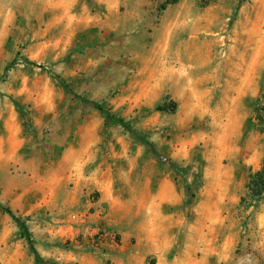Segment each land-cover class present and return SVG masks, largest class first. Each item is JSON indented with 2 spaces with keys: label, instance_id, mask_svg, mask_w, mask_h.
Here are the masks:
<instances>
[{
  "label": "rangeland",
  "instance_id": "rangeland-1",
  "mask_svg": "<svg viewBox=\"0 0 264 264\" xmlns=\"http://www.w3.org/2000/svg\"><path fill=\"white\" fill-rule=\"evenodd\" d=\"M172 2L156 36L134 40L132 0H0V202L35 239V227L46 228L53 251L38 263L0 210V245L19 241L26 264H118L92 248L93 229L82 231L71 200L113 181L132 199L128 264H156L163 253L177 264L193 232L201 264H264V201L242 203L264 165L254 110L264 96V0ZM240 87L250 93L243 100ZM162 179L186 197L182 205L154 199Z\"/></svg>",
  "mask_w": 264,
  "mask_h": 264
},
{
  "label": "crops",
  "instance_id": "crops-1",
  "mask_svg": "<svg viewBox=\"0 0 264 264\" xmlns=\"http://www.w3.org/2000/svg\"><path fill=\"white\" fill-rule=\"evenodd\" d=\"M79 1L81 0H70V4L72 7H76ZM95 1L99 2L100 0ZM177 5L178 4L173 3L172 0H132V27L134 28V30L132 29V39H153L156 36L155 31H158L159 27L164 23L165 19L163 15ZM177 22L173 23L177 24ZM148 23H151L152 27H149L147 25ZM164 38H167V35ZM143 51L144 54L150 53L147 47H145ZM256 90L257 89L254 88V92H256ZM223 92L224 95H229L227 89ZM249 94V89L247 87H240L238 89V95L242 100L248 97ZM108 183H111V187ZM108 183L99 188L102 191L79 192L74 194L71 200L75 207L82 209L81 213L88 216V223L80 225L83 227L82 231L85 233H91L90 231L97 226L100 213L103 210L106 211V216L102 224L113 228V231L117 233L118 241L116 242L110 239L102 246L101 252L106 253L103 257L117 261L119 262L118 264H128V261L133 262L135 258L130 245V240L132 238V218L129 217L128 212V208L130 204H132V199L130 201L128 198L129 191L126 186L122 185L120 182L114 183L113 181ZM92 193L96 195V202H91L90 200ZM154 199L164 201L166 204L170 205V207H179L183 204L184 200H186V197L176 190L172 180L162 179V181H160V189ZM194 228H196L195 224L192 225V230H194ZM64 229L71 235H75V232L78 233L79 231L76 230L73 225L65 226ZM33 231L37 234L36 240L40 242L36 247L40 257L42 256L41 258H43L46 255L52 256L53 251L49 249L47 253L43 244L47 239L46 232L48 230L38 225ZM188 236L186 242H181L183 243V252L177 257V264H201L202 260L198 253L200 251L198 236L195 235L194 232ZM19 243L20 242L17 241L15 245L12 244L10 247L7 244L0 245V264H26V258L21 252L22 247ZM13 248H16L15 255H7L9 252L8 249L13 250ZM92 248L94 249V245H92ZM162 255L163 257H158L156 264H172L169 260L164 258L165 253ZM65 258H72V255L70 257L66 256ZM57 260L60 261L59 258ZM142 264H144V261Z\"/></svg>",
  "mask_w": 264,
  "mask_h": 264
},
{
  "label": "trees",
  "instance_id": "trees-1",
  "mask_svg": "<svg viewBox=\"0 0 264 264\" xmlns=\"http://www.w3.org/2000/svg\"><path fill=\"white\" fill-rule=\"evenodd\" d=\"M176 2V1H175ZM7 75H4L0 77V80H5ZM65 88L72 93V95L76 98L79 99L82 103H91L97 111H99L102 116L104 117L105 121L107 123L110 122H115L117 124L122 125L125 127L127 131H129L133 136H139L136 132V130L126 122L125 119L116 117L113 115L111 112L106 110L101 104L95 103V102H90L87 99L83 98L82 96L76 94L68 85H65ZM264 99V96L260 98L255 106V114L258 117V120L260 122H264V103H261V101ZM144 145L147 148H152L153 145L150 141L147 139L143 140ZM158 158L160 161L164 162V157L158 155ZM172 171L176 175V177L182 176V173L186 170L184 167L181 165H178L176 163L171 162L170 165ZM187 183V180H185ZM187 186V185H186ZM247 188V195L242 198V203H247L249 201H264V165L262 166L261 170L258 172L252 174L250 176V180L246 186ZM189 191V186L186 188ZM0 210L7 214L17 225L19 228L20 234L22 238H24L33 252V254L36 256V261L40 263L43 259L40 257L35 244H36V239L34 235L32 234L29 226L27 225L26 221H24L20 216H18L10 207L5 206L2 202H0Z\"/></svg>",
  "mask_w": 264,
  "mask_h": 264
},
{
  "label": "built area",
  "instance_id": "built-area-1",
  "mask_svg": "<svg viewBox=\"0 0 264 264\" xmlns=\"http://www.w3.org/2000/svg\"><path fill=\"white\" fill-rule=\"evenodd\" d=\"M91 202H96V196L91 194L90 196ZM106 216V211L103 210L99 215V221L97 226L93 228L91 236L93 237V245L94 250L96 252L101 251L102 246L110 239L114 240L116 238L115 232L111 229L110 226H104L102 222L104 221V217ZM87 215H73V219L80 221V224L85 225L88 223Z\"/></svg>",
  "mask_w": 264,
  "mask_h": 264
}]
</instances>
